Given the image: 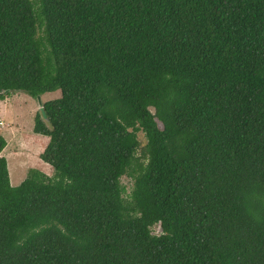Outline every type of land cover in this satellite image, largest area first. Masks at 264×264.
Returning <instances> with one entry per match:
<instances>
[{
  "label": "trees",
  "instance_id": "obj_1",
  "mask_svg": "<svg viewBox=\"0 0 264 264\" xmlns=\"http://www.w3.org/2000/svg\"><path fill=\"white\" fill-rule=\"evenodd\" d=\"M15 92L54 174L0 156V264H264V0H0Z\"/></svg>",
  "mask_w": 264,
  "mask_h": 264
},
{
  "label": "rangeland",
  "instance_id": "obj_2",
  "mask_svg": "<svg viewBox=\"0 0 264 264\" xmlns=\"http://www.w3.org/2000/svg\"><path fill=\"white\" fill-rule=\"evenodd\" d=\"M60 92L47 93L42 100L58 97ZM41 108L39 98L25 92H15L0 99V156L8 159L11 183L18 185L31 168L42 170L48 175L54 174L53 167L41 158L49 142V137L34 132L35 118ZM144 139L143 133L139 136ZM128 189L131 182L124 178ZM160 232V226L153 228Z\"/></svg>",
  "mask_w": 264,
  "mask_h": 264
},
{
  "label": "water",
  "instance_id": "obj_3",
  "mask_svg": "<svg viewBox=\"0 0 264 264\" xmlns=\"http://www.w3.org/2000/svg\"><path fill=\"white\" fill-rule=\"evenodd\" d=\"M43 109V108H42Z\"/></svg>",
  "mask_w": 264,
  "mask_h": 264
}]
</instances>
